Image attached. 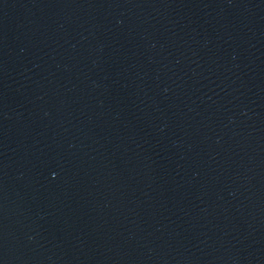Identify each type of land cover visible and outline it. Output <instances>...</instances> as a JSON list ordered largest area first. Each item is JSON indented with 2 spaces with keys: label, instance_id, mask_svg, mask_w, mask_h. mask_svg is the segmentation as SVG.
I'll list each match as a JSON object with an SVG mask.
<instances>
[{
  "label": "water",
  "instance_id": "water-1",
  "mask_svg": "<svg viewBox=\"0 0 264 264\" xmlns=\"http://www.w3.org/2000/svg\"><path fill=\"white\" fill-rule=\"evenodd\" d=\"M0 264H264V0H0Z\"/></svg>",
  "mask_w": 264,
  "mask_h": 264
}]
</instances>
